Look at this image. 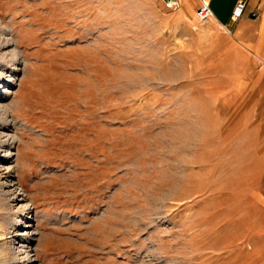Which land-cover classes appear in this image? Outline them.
Masks as SVG:
<instances>
[{"label":"rangeland","instance_id":"1","mask_svg":"<svg viewBox=\"0 0 264 264\" xmlns=\"http://www.w3.org/2000/svg\"><path fill=\"white\" fill-rule=\"evenodd\" d=\"M200 1L0 0L33 264H264V65Z\"/></svg>","mask_w":264,"mask_h":264},{"label":"bare ground","instance_id":"2","mask_svg":"<svg viewBox=\"0 0 264 264\" xmlns=\"http://www.w3.org/2000/svg\"><path fill=\"white\" fill-rule=\"evenodd\" d=\"M9 30L0 31V201L5 202L4 207L8 209V212L12 209L14 212L11 215L8 213L10 216L3 219L4 227L0 226V231L6 230L9 236L7 250L4 249L8 252L0 254V260L5 264L8 262L10 264H33L31 250L35 230L29 227L30 215L28 213L31 204L14 175L18 155L15 143L19 139L15 128L21 125V121L19 122L10 113V103L3 101L4 97L2 98V92L5 90L1 91V82L6 87L11 86L13 82V75L3 76V69L8 65V56L18 50ZM14 201L16 204L13 205Z\"/></svg>","mask_w":264,"mask_h":264},{"label":"crops","instance_id":"3","mask_svg":"<svg viewBox=\"0 0 264 264\" xmlns=\"http://www.w3.org/2000/svg\"><path fill=\"white\" fill-rule=\"evenodd\" d=\"M238 1L209 0L211 18L223 30L229 49L239 50L250 63L264 65V0H245L236 17L233 11Z\"/></svg>","mask_w":264,"mask_h":264},{"label":"built area","instance_id":"4","mask_svg":"<svg viewBox=\"0 0 264 264\" xmlns=\"http://www.w3.org/2000/svg\"><path fill=\"white\" fill-rule=\"evenodd\" d=\"M179 0H166V4L174 7L178 4ZM245 5V0H239L233 11L234 16H239L243 7ZM195 14L199 19H205L213 15L212 8L210 6L209 0H201L199 5L195 9Z\"/></svg>","mask_w":264,"mask_h":264}]
</instances>
